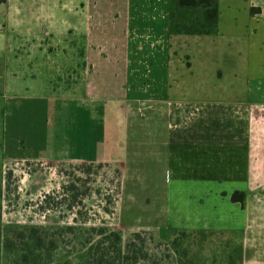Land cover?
<instances>
[{"label": "crops", "instance_id": "0c3cea01", "mask_svg": "<svg viewBox=\"0 0 264 264\" xmlns=\"http://www.w3.org/2000/svg\"><path fill=\"white\" fill-rule=\"evenodd\" d=\"M24 2L53 11L62 0H7L1 27ZM65 2L96 44L97 51L81 55L91 68L83 80L116 123L102 126L111 139L118 130L121 182L128 167L138 172L133 181L155 182L163 174L176 215L200 235L212 219L219 232L224 207L235 221L220 235L235 237L236 264H264V0H218L214 36H169V0ZM251 8L260 13L251 15ZM84 145L75 139L59 159L18 158L6 143L3 149L10 159L31 162L112 164ZM235 191L244 193L243 205L231 202Z\"/></svg>", "mask_w": 264, "mask_h": 264}, {"label": "rangeland", "instance_id": "374dc122", "mask_svg": "<svg viewBox=\"0 0 264 264\" xmlns=\"http://www.w3.org/2000/svg\"><path fill=\"white\" fill-rule=\"evenodd\" d=\"M64 4L62 0L59 9L51 11L46 4L35 9L24 2L15 18L6 17L4 27L0 26L2 226L13 243L2 253L1 264H84L81 256L85 250L108 236L100 235L98 229L119 231L123 242L142 230L146 246L151 248L149 238L163 243L172 264H223L232 254L235 239L220 235L232 229L235 221L231 215L227 220L224 207H219L217 215L225 218L219 232L212 228L217 221L212 219L208 234H197L186 229V220L176 215L178 204L174 209V203L168 201L165 193L170 188L163 174L155 182L133 181L134 172H138L129 167L122 178L119 201L115 199L118 130H113L112 139L105 132V121L114 123L110 107H101L96 97L99 93L88 90L83 80L91 68L81 55L97 51L96 44L90 42L88 33L83 34L71 7ZM89 97L93 99L90 102ZM75 139L91 152L105 154L112 164L31 162L10 159L3 149L6 143L18 158L47 154L59 159L73 147ZM103 142L113 146L109 149L101 145ZM141 173L146 175V171ZM32 231L44 240V248L36 250L34 256L22 251L25 244L34 249L28 239ZM181 233H187L180 242L187 251L182 259L172 244ZM107 244L103 242L101 249H107Z\"/></svg>", "mask_w": 264, "mask_h": 264}, {"label": "trees", "instance_id": "16d2710c", "mask_svg": "<svg viewBox=\"0 0 264 264\" xmlns=\"http://www.w3.org/2000/svg\"><path fill=\"white\" fill-rule=\"evenodd\" d=\"M7 0H0V5L5 4ZM258 8H251L250 14H259ZM218 0H169V36H214L217 34L218 26ZM115 183V199L120 197L121 189V172L119 169L114 170ZM114 199V202L116 201ZM231 202L240 203L243 205L244 193L235 191L230 197ZM2 201L3 188L2 179L0 178V264L2 263V253L9 251L11 245L8 238L5 236V231L2 226ZM109 205L114 204L109 202ZM107 229H98L97 232L108 234L102 237L90 248L85 250L81 256V260H85L84 264H172L170 255L166 251L163 243L156 242L149 238L151 248L145 244V239L142 234L144 231L132 233L128 241L123 242L121 233L114 231H106ZM92 231H94L92 229ZM96 231V230H95ZM33 235L28 238L33 242V248L30 249L28 244H25V249L28 255L34 256L36 250L44 248V240L32 231ZM185 233H181L174 240L173 247L176 255L182 259L187 251L182 249L180 242L183 240ZM16 240H21L18 235L14 237ZM107 242V249H101L103 242ZM148 245V244H147ZM111 250V252L109 251ZM181 264H186L181 262ZM223 264H236L234 257L230 254Z\"/></svg>", "mask_w": 264, "mask_h": 264}]
</instances>
